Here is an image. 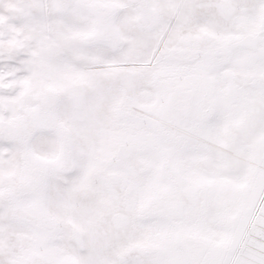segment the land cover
Instances as JSON below:
<instances>
[{
    "label": "snow or ice",
    "instance_id": "1",
    "mask_svg": "<svg viewBox=\"0 0 264 264\" xmlns=\"http://www.w3.org/2000/svg\"><path fill=\"white\" fill-rule=\"evenodd\" d=\"M0 264H264V0H0Z\"/></svg>",
    "mask_w": 264,
    "mask_h": 264
}]
</instances>
